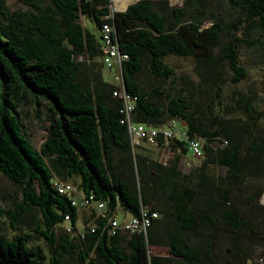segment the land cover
Here are the masks:
<instances>
[{
    "label": "trees",
    "instance_id": "trees-1",
    "mask_svg": "<svg viewBox=\"0 0 264 264\" xmlns=\"http://www.w3.org/2000/svg\"><path fill=\"white\" fill-rule=\"evenodd\" d=\"M18 1L26 8L10 10L0 0V177L19 195L0 208L12 230L0 233V264H243L247 244L255 241L264 257V207L258 201L264 177V135L258 131L264 129L253 93L236 88L246 76L238 57L246 40L235 34L240 26L251 29L258 36L254 43L264 46V0H220L234 15L228 22L219 10L207 9L209 0H182L179 6L136 0L123 11H111L110 0ZM205 18L211 20L207 26ZM104 22L127 55L120 77L134 98L132 120L154 127L176 120L186 138L200 140L199 162L188 173L178 169L181 154H189L183 139L164 141L158 133L156 147L174 154L167 163L143 146L131 150L120 101L111 95L116 85L101 77ZM170 54L191 60L197 78L216 88L215 112L229 116L218 117L208 106L210 117H200L184 86L171 93L161 83L140 84L143 66L154 79L171 78L163 60ZM41 101L45 136L35 148L20 105L32 103L38 112ZM209 164L223 167L224 175L215 179ZM57 182L70 183L75 194L59 193ZM78 196L89 203H72ZM142 206L158 214L145 234L108 232L114 210L136 216ZM221 235L230 240L226 256ZM155 247L166 254L153 252Z\"/></svg>",
    "mask_w": 264,
    "mask_h": 264
},
{
    "label": "rangeland",
    "instance_id": "rangeland-1",
    "mask_svg": "<svg viewBox=\"0 0 264 264\" xmlns=\"http://www.w3.org/2000/svg\"><path fill=\"white\" fill-rule=\"evenodd\" d=\"M118 0H110V9L111 11H119L126 7L127 5L135 2L136 0H124L117 2ZM182 0H168V4L171 6H179L181 5ZM117 2V3H116ZM120 2H124V6L121 7ZM6 6L10 10L14 9H25L26 6L20 3L18 0H5ZM207 9L209 11L219 10L222 14L224 20L226 22L231 21L234 18V15L229 13V9L227 6L222 3L220 0H209L207 3ZM80 23L86 27L87 29H92V23L88 21L84 16L80 15L79 17ZM211 20L209 18H205L202 21L203 26L209 25ZM236 36H239L241 40H246L241 42L240 46L238 47V57L240 60V64L246 70V76L242 79L237 85L236 88L239 89L241 92L244 93H253V106H255L256 110L258 111L260 118H259V127L264 129V46H260L258 42L254 43L257 39L256 33L251 29L245 30L243 26L239 27V30L236 31ZM261 39V38H260ZM80 61L84 60L83 57L78 58ZM164 62L168 64L173 70V76L166 80H161L158 78H152L146 66H143L141 72L138 74V79L141 85H144L148 88L152 87L156 83H161V87L165 88L167 91L171 93H175L179 90V87L184 86L185 94L188 97V101L192 106V109L199 113L200 117L209 118L210 114L208 113V106L211 109H214L213 112L218 108L219 105L214 103L213 92L216 91V88H210L205 82L200 81L197 76L194 74L192 69V62L189 58L178 57L174 55H167L163 58ZM97 63L100 64V61L97 60ZM101 77L104 81H107L111 84H116L114 80L115 76V68L105 67L101 65ZM162 108H164V102L162 103ZM20 113L22 117V123L24 127V132L29 138L31 144L35 148H39L41 142L44 140L45 130L44 126L45 122V114H46V107L45 102L41 101L38 104V112H35L33 109V104L24 102L20 105ZM216 113V112H215ZM218 117H226L229 116L228 113L218 112L216 113ZM233 116H237L240 114L239 110L235 109L233 106V112L231 111ZM169 120V119H168ZM166 120V122L168 121ZM175 121L176 128L180 129L181 124L179 121ZM260 134L263 136L264 131L259 130ZM246 141L242 146V151L246 145ZM147 146H143L144 150H147L152 153L156 159L161 163H167L168 160L172 159L174 154L167 150L166 147H156V143L152 144H143ZM197 157L192 156L191 154H181V157L178 160V169L181 173H188L194 166L197 160ZM225 169L221 166L216 165H207V172L211 173L214 178L216 179L218 176L224 175ZM261 185V193L258 197L259 203L264 207V177L260 179ZM70 181V180H69ZM72 182V181H70ZM246 184H251V180L249 179L246 181ZM17 188L12 185L6 178L3 176L0 177V208L5 209L12 205V202L17 201L19 195L16 194ZM240 209H244L243 206H240ZM82 209H79V215L77 222H80ZM117 221H122L123 217H128L127 213H124L119 208L116 209V213L114 215ZM0 233H5L10 235L12 230L10 229L7 220L0 216ZM221 256H226L228 253V249H226L228 243L230 244V240L225 238L221 235ZM38 242L37 240H34ZM41 244V243H39ZM257 245V247H256ZM249 249L246 251V259L243 264H248V262H256L259 258L264 260V257H260L258 254L261 250V244L255 242H250ZM232 250V247L230 251ZM153 252L157 254H166L165 249L162 247H155L153 248Z\"/></svg>",
    "mask_w": 264,
    "mask_h": 264
},
{
    "label": "built area",
    "instance_id": "built-area-1",
    "mask_svg": "<svg viewBox=\"0 0 264 264\" xmlns=\"http://www.w3.org/2000/svg\"><path fill=\"white\" fill-rule=\"evenodd\" d=\"M112 28L111 26L104 22L100 24L99 27V41H100V61L101 63L108 68H116V73L114 80L116 81V88L111 92L113 97H116L119 101L118 111L121 113V122L125 124L127 136L129 139V145L132 151H135L139 146L143 144H152L155 143L158 133H161L162 138H178L183 139L184 146L186 151L189 152L194 157L201 156V142L197 138H186L184 132L181 129L176 128L175 121L171 120L169 122L170 126H165L163 128H158L154 126H147L140 122H135L132 120V112L134 109V98L131 97L124 89L122 80L120 77V63L122 60L127 58L125 53H121L117 44L113 40L111 35ZM185 136V137H184ZM56 190L59 193L66 194H75V188L70 183L67 182H57ZM73 199L72 203H76L79 206H86L89 202L88 199L83 196L76 197ZM90 198V196L88 197ZM103 202H97V210H102ZM116 211L114 210L112 217L107 219L108 223V232L110 234L115 233L116 230H119L122 233L127 235L143 233L145 234L147 229L150 227L152 222L158 218V214L155 210H150L148 207L142 206L136 216H130L124 221H117L114 217ZM67 218V216H64ZM92 230V229H91ZM248 264H264V260L259 258L256 262H248Z\"/></svg>",
    "mask_w": 264,
    "mask_h": 264
},
{
    "label": "crops",
    "instance_id": "crops-1",
    "mask_svg": "<svg viewBox=\"0 0 264 264\" xmlns=\"http://www.w3.org/2000/svg\"><path fill=\"white\" fill-rule=\"evenodd\" d=\"M119 11H120V10H119ZM157 127L161 129V128L165 127V126H164V125H160V126H157ZM165 140H167V139H164V141H165ZM143 146H147V145H143ZM129 217H130V215H128V217H123V218H122V221L128 219ZM119 222H121V221H119ZM121 233H122V232H121ZM160 255H165V254H160Z\"/></svg>",
    "mask_w": 264,
    "mask_h": 264
},
{
    "label": "water",
    "instance_id": "water-1",
    "mask_svg": "<svg viewBox=\"0 0 264 264\" xmlns=\"http://www.w3.org/2000/svg\"><path fill=\"white\" fill-rule=\"evenodd\" d=\"M126 9V7H124L123 9H121L120 11H123V10H125Z\"/></svg>",
    "mask_w": 264,
    "mask_h": 264
}]
</instances>
